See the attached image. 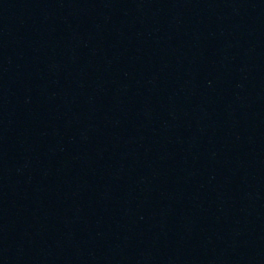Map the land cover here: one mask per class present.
Instances as JSON below:
<instances>
[{
    "label": "water",
    "instance_id": "water-1",
    "mask_svg": "<svg viewBox=\"0 0 264 264\" xmlns=\"http://www.w3.org/2000/svg\"><path fill=\"white\" fill-rule=\"evenodd\" d=\"M0 264H264V0H0Z\"/></svg>",
    "mask_w": 264,
    "mask_h": 264
}]
</instances>
